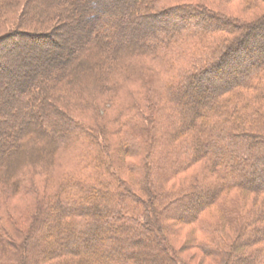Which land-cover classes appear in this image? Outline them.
Wrapping results in <instances>:
<instances>
[{
    "label": "trees",
    "instance_id": "trees-1",
    "mask_svg": "<svg viewBox=\"0 0 264 264\" xmlns=\"http://www.w3.org/2000/svg\"><path fill=\"white\" fill-rule=\"evenodd\" d=\"M238 1L0 0V264H189L182 227L264 264V0Z\"/></svg>",
    "mask_w": 264,
    "mask_h": 264
},
{
    "label": "rangeland",
    "instance_id": "rangeland-1",
    "mask_svg": "<svg viewBox=\"0 0 264 264\" xmlns=\"http://www.w3.org/2000/svg\"><path fill=\"white\" fill-rule=\"evenodd\" d=\"M203 2H206L208 5H210L211 7H213L216 10H221L224 13L230 14V15H234V16H242L246 19L249 18H253L254 16V10H246V8H244V5L242 4V2L238 1V0H232V1H219V0H200ZM11 26L9 24H7L6 26L2 27L0 29V33H4L6 30H8ZM32 27H29V29ZM251 51V50H250ZM264 55V54H263ZM237 68V67H236ZM234 68H232V70H234ZM124 87H122L118 92H123ZM125 90V89H124ZM102 98H99V103L101 104L102 101H108V102H113L114 100L108 99L107 95H102ZM110 105V104H109ZM102 106L101 107H106L109 108L108 106ZM77 117H82L83 113H80L79 111H76L75 114ZM86 120V119H85ZM90 121V120H88ZM87 123V120H86ZM125 169V168H124ZM124 175L126 177H129V174H127L128 172L123 171ZM39 188L37 190H39L40 194H45L46 191L48 190V187L44 186V183L36 180L33 191ZM32 189V188H31ZM35 190V191H37ZM33 191H31L32 193L30 194H21V200L24 201H30L29 199L31 198L32 200V194ZM15 204L14 200L11 203V206ZM54 219L55 216L52 217V220L50 221V228L47 229V231H49V233L45 236V238H43V242L53 245L55 241L60 240V235H61V229L57 230V227L55 226L54 223ZM199 234V233H198ZM198 234H193L190 230V228H180L179 230H177V232H174L172 234H170V241L171 244L174 246V248H176L179 251L180 256L182 257L183 260L187 261L189 264H213L212 261H210V259L206 258L203 253H201V251L193 246V240L191 238V236H196ZM200 235L197 237V239H200ZM92 249V251L94 250L95 246L92 247V245L90 246Z\"/></svg>",
    "mask_w": 264,
    "mask_h": 264
}]
</instances>
